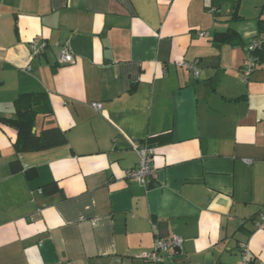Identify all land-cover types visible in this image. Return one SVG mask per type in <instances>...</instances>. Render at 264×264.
I'll return each mask as SVG.
<instances>
[{
	"label": "crops",
	"instance_id": "obj_1",
	"mask_svg": "<svg viewBox=\"0 0 264 264\" xmlns=\"http://www.w3.org/2000/svg\"><path fill=\"white\" fill-rule=\"evenodd\" d=\"M262 19L264 0H0V115L44 91L52 112L32 131L67 139L17 152L0 125V264H152L171 234L182 247L163 264H237L241 243L264 264V60L244 78L245 46L213 42L228 28L264 39ZM148 144L143 186L125 172Z\"/></svg>",
	"mask_w": 264,
	"mask_h": 264
},
{
	"label": "trees",
	"instance_id": "obj_2",
	"mask_svg": "<svg viewBox=\"0 0 264 264\" xmlns=\"http://www.w3.org/2000/svg\"><path fill=\"white\" fill-rule=\"evenodd\" d=\"M258 23L260 25L264 24V19L259 20ZM260 30H262L261 27ZM261 40L263 41L262 46L254 51V55L257 57V66L264 60V39ZM213 42L216 45L223 43L247 45V42L233 28L215 32ZM12 107L11 115H0V125L9 126L15 130L16 137L13 146L17 152L43 150L66 143L65 132L58 126L44 127L37 132L32 131L38 114L45 115L52 112L46 92H22L14 99ZM19 170H22L27 177L35 175V170L24 169L19 161L10 162L11 172ZM43 190L49 193L56 192L59 188L55 182H51L43 186Z\"/></svg>",
	"mask_w": 264,
	"mask_h": 264
},
{
	"label": "built area",
	"instance_id": "obj_3",
	"mask_svg": "<svg viewBox=\"0 0 264 264\" xmlns=\"http://www.w3.org/2000/svg\"><path fill=\"white\" fill-rule=\"evenodd\" d=\"M200 34H203L200 32ZM263 41L259 38H253L248 41L245 46L248 51V56L242 65V74L243 77H248L250 73L257 66V57L254 55V51L262 46ZM47 44L44 40L34 37L29 42V51L32 55L40 54ZM72 52L67 43L63 44L60 47L58 54V61L60 63H70L72 62ZM178 65L183 66L187 69L192 70L194 74L197 73L195 65L193 62H179ZM92 106L94 109H100L101 103L93 102ZM138 154V164L135 168L128 169L125 172V176L129 180H133L140 185L147 186L150 179L154 175V169L151 165L153 157V148L150 146H143L137 149ZM264 221V207L260 213L256 216L254 220V225L260 227ZM183 243V238L177 234L167 235L165 237L157 238L154 242V246L151 252L143 255V258L152 264H163L164 259L172 256L177 251L181 250ZM240 249V259L237 264H258L249 253V249L246 243H241L239 246Z\"/></svg>",
	"mask_w": 264,
	"mask_h": 264
},
{
	"label": "water",
	"instance_id": "obj_4",
	"mask_svg": "<svg viewBox=\"0 0 264 264\" xmlns=\"http://www.w3.org/2000/svg\"><path fill=\"white\" fill-rule=\"evenodd\" d=\"M205 263L206 264L212 263V257L210 256V254L205 255Z\"/></svg>",
	"mask_w": 264,
	"mask_h": 264
}]
</instances>
